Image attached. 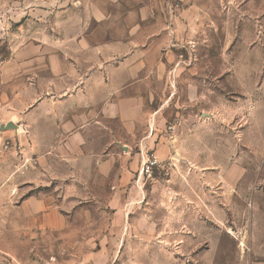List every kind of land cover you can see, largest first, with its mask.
Masks as SVG:
<instances>
[{
  "label": "rangeland",
  "instance_id": "1",
  "mask_svg": "<svg viewBox=\"0 0 264 264\" xmlns=\"http://www.w3.org/2000/svg\"><path fill=\"white\" fill-rule=\"evenodd\" d=\"M151 23L182 42L168 77L154 83L167 95L131 105L152 112L143 133L155 136L151 147L120 145L119 160L91 161L89 186L56 185L69 223L41 237L10 223L36 192L21 195V157L3 142L0 264H264V0H0V128L21 126L22 95L26 109L60 102L66 72L104 66L81 63L94 57L84 39L136 40ZM151 155L160 168L147 176ZM190 211L192 223L177 225L174 213Z\"/></svg>",
  "mask_w": 264,
  "mask_h": 264
},
{
  "label": "crops",
  "instance_id": "2",
  "mask_svg": "<svg viewBox=\"0 0 264 264\" xmlns=\"http://www.w3.org/2000/svg\"><path fill=\"white\" fill-rule=\"evenodd\" d=\"M140 28L137 39L131 41L108 39L103 44L84 39L83 50H91L94 57L89 60L84 56L81 63L104 66L87 71L85 65L80 72H66L60 79V86L68 91L62 101L38 102L26 109L22 95L21 105L15 106L14 112H21V126L15 124L17 130L1 132L0 145L12 143L19 152L21 195L36 192L24 196L14 208L18 218L10 223L17 224L21 234L43 237L39 233L50 236L65 230L69 222L54 195L59 191L56 185L64 184L68 191L74 185L78 189L80 185L89 186L91 161L119 160L122 157L119 148L123 144L129 145L130 150L138 144L151 147L155 136L147 137L143 133L153 117L152 112L148 108L134 111L131 105L135 97L152 99L160 93L167 95V88H155L154 83L168 77L170 64L175 61L174 48L182 42L171 26L151 23ZM51 74L50 84L57 93L59 73ZM164 131L167 145H172L166 128ZM157 145L154 155L159 149ZM30 160L35 164V171L25 173V162ZM113 186L122 188L121 180L113 182ZM192 211L187 215L174 213L177 225L192 223L195 214Z\"/></svg>",
  "mask_w": 264,
  "mask_h": 264
},
{
  "label": "built area",
  "instance_id": "3",
  "mask_svg": "<svg viewBox=\"0 0 264 264\" xmlns=\"http://www.w3.org/2000/svg\"><path fill=\"white\" fill-rule=\"evenodd\" d=\"M0 67H1V63H0ZM177 130H178L177 122L168 124L166 131L169 133L171 141L175 137ZM159 168H160V164L158 160L154 155H151L143 165V173L147 176H150L151 174H153L154 170H159Z\"/></svg>",
  "mask_w": 264,
  "mask_h": 264
},
{
  "label": "water",
  "instance_id": "4",
  "mask_svg": "<svg viewBox=\"0 0 264 264\" xmlns=\"http://www.w3.org/2000/svg\"><path fill=\"white\" fill-rule=\"evenodd\" d=\"M1 131H6V130H17V125H15L12 122H8L5 125L1 126Z\"/></svg>",
  "mask_w": 264,
  "mask_h": 264
},
{
  "label": "bare ground",
  "instance_id": "5",
  "mask_svg": "<svg viewBox=\"0 0 264 264\" xmlns=\"http://www.w3.org/2000/svg\"><path fill=\"white\" fill-rule=\"evenodd\" d=\"M20 129V128H19ZM19 131V130H18Z\"/></svg>",
  "mask_w": 264,
  "mask_h": 264
}]
</instances>
